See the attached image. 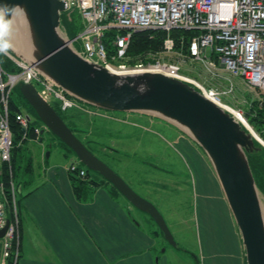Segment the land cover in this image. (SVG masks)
I'll return each mask as SVG.
<instances>
[{
	"label": "water",
	"instance_id": "95a60500",
	"mask_svg": "<svg viewBox=\"0 0 264 264\" xmlns=\"http://www.w3.org/2000/svg\"><path fill=\"white\" fill-rule=\"evenodd\" d=\"M65 9L64 0H0V44L86 104L108 111L156 116L192 138L213 166L237 226L246 264H264V205L247 156L264 149V143L252 133L254 130L192 83L160 72L121 75L84 58L70 42ZM12 32L20 41V51L8 44ZM17 86L45 128L67 145L82 165L98 173L133 206L148 214L163 238L176 245L157 207L95 156L33 84ZM7 224L0 229V238Z\"/></svg>",
	"mask_w": 264,
	"mask_h": 264
},
{
	"label": "crops",
	"instance_id": "0c3cea01",
	"mask_svg": "<svg viewBox=\"0 0 264 264\" xmlns=\"http://www.w3.org/2000/svg\"><path fill=\"white\" fill-rule=\"evenodd\" d=\"M17 97L27 106L22 97ZM49 102L51 105L57 103L55 99H50ZM64 112L66 124L105 163V159L100 158L93 147L105 136L119 141L129 139L134 133L142 135L143 132L140 131L147 130L146 125L151 117L136 112L117 114L110 111L121 117L112 121L108 118L100 119L90 111L76 108ZM33 125L39 127L36 122ZM48 132L46 142L51 150L46 152L48 146L43 143L40 133L37 139L31 137L27 140L31 143V147L27 146L30 152L27 153L23 148L19 161L16 178L19 194L17 264H176V252H172V256L167 254L166 241L152 218L133 206L99 174L95 173L92 178L100 182V186L91 190L87 199L82 200L76 196L67 170L68 165L63 164L61 159L71 157V151ZM181 139L185 137L178 134L173 140ZM184 146L195 165L196 173L205 168L216 183L211 165L198 157V153L192 148H188L186 144ZM115 152L110 149L108 154L103 155L120 165V160L113 156ZM35 155H38L41 165L38 160L35 161ZM25 161L26 166L23 167ZM141 163L138 168L123 166L121 169L131 175V179H136L134 174L141 175L140 173L145 172L144 164ZM139 184L144 187L142 182ZM176 185L177 183L167 188L165 183L159 184L152 188L158 190L153 192L154 196H159L160 191L174 190ZM222 203V221L215 220L205 205L198 224L199 233L207 242L206 249L204 250V246L200 249L202 264H246L240 235L230 208L224 200Z\"/></svg>",
	"mask_w": 264,
	"mask_h": 264
},
{
	"label": "built area",
	"instance_id": "2783aa9c",
	"mask_svg": "<svg viewBox=\"0 0 264 264\" xmlns=\"http://www.w3.org/2000/svg\"><path fill=\"white\" fill-rule=\"evenodd\" d=\"M65 16H80L82 28L70 42L80 41L82 55L107 68L114 67L108 62L103 36L107 29H126L124 35L115 39L117 57L123 58L132 31L142 29H182L197 31L190 39L187 52L179 51L177 56L188 55L191 60L203 63L212 70L221 65L231 75L244 80L250 88L259 90V103L264 102V0H64ZM69 18V17H68ZM166 50L173 51V40L164 41ZM0 47L1 44H0ZM2 55L10 58L15 70L5 71L0 63V165H9V186L0 179V229L7 227L0 238V264H17L19 256V218L17 211L16 185L12 179L11 149L13 146L9 101L12 91L19 83H32L45 100L55 99L62 110L78 108L90 111L89 107L76 101L62 88L41 76L30 65L16 59L5 49ZM215 55V58L211 56ZM146 66V68H141ZM115 67L124 68L118 64ZM132 68V67H131ZM134 69H155L170 77L194 84L217 104L221 92L206 90L197 81L181 73L179 61L157 60L153 64H137ZM230 86L227 92L231 91ZM223 92V91H222ZM225 105V104H222ZM227 106V105H226ZM230 107L228 106V109ZM230 112L244 118L240 110ZM14 120L23 128L22 138L28 139L26 129L29 119L22 112H15ZM34 138L40 128L34 127ZM68 172L80 177L86 170L76 163L68 165Z\"/></svg>",
	"mask_w": 264,
	"mask_h": 264
},
{
	"label": "rangeland",
	"instance_id": "374dc122",
	"mask_svg": "<svg viewBox=\"0 0 264 264\" xmlns=\"http://www.w3.org/2000/svg\"><path fill=\"white\" fill-rule=\"evenodd\" d=\"M68 17L69 20L66 21L67 29H75L76 24L73 19L74 16L71 15ZM78 32L77 29L72 38L76 37ZM74 46L80 50V41H74ZM158 55L160 59L166 61H179L182 66L180 70L181 73H184L189 78L197 81L206 90L213 89L221 92V103L229 106L233 110H240L244 114L245 119L251 100H257L259 106L262 105L259 103V90L248 87L242 78L231 75L219 64H216V68L212 70L214 72L212 74L210 73V69L203 63L191 60L188 55L180 54L177 56L176 52L166 50L165 46L164 51ZM115 66L116 65L114 64V68H119ZM141 68H146V66ZM123 69L131 70L134 68L125 66ZM230 86L232 87V90L227 92V89ZM12 98L19 105L21 112L29 116L31 123L34 124V122H36L39 125L40 130H43L41 137L43 138V143L48 146L46 152H49L51 146L46 142V136L49 134L48 129H46L43 123L38 120L30 107L28 105L26 106L23 101L17 97L15 92L12 94ZM90 112L94 113V111ZM113 112L117 114L121 113L118 111ZM94 114L100 119L108 118L112 121L121 118H119V115H117V117L113 113L104 110L95 111ZM77 120H75V122H77ZM76 125L81 127V125L77 123ZM84 128L86 129V127ZM146 128L147 130L140 131L143 132L142 135L134 133L127 140L122 139L117 141L109 136H105L99 141V144H97L96 147H93V149H95L100 158L105 159L104 161H106L108 165H111L112 169L118 173V175H120L133 190L143 198L152 202L161 212L170 232L172 233L174 241L176 242V245H172L164 239L166 241L167 254L170 256H172V252H176L177 254V256H174V262L176 264H202L200 249L201 246H204L205 250L207 242L206 238H202L199 233L198 224L202 218L201 215L204 206L207 205L208 212L210 210V214L214 216L215 220L222 221V211H224L223 200L228 205L221 187H218L220 185L218 178L204 150L192 138L184 134L176 126L156 116H151ZM253 130L257 133L254 128ZM178 134L183 135L185 139L178 141L173 140ZM184 144H186L188 148H192L194 152L198 153V157L206 160L211 165L215 174V176H213L216 183L212 179V174H210L205 168L198 170V173H196L195 165L190 155L187 154ZM27 146L31 147V143L26 141L23 144L24 149L27 150ZM110 149L116 151L113 156L120 160V165L115 164V162H112L111 159H108L103 155V153L108 154L107 152ZM29 152L30 151L27 150V153ZM70 154H72V152H70ZM34 158L35 161L38 160V163L40 164L38 155H35ZM70 158L76 159L74 154H72L71 157H61L64 162L63 164L68 165L71 160ZM140 162H142L141 164H144L145 172L140 173L142 176L134 174L133 177L136 179H131V175H127L121 169L123 166H135V168H138ZM24 166H26V161L24 162L23 167ZM89 173L91 177H93L96 172L90 171ZM140 182L143 183V188L140 186ZM164 183L167 188L172 187L175 183H177V185L174 190L160 191V195L155 197L153 192H157L158 190L152 188ZM261 191V200L264 205V189L261 188ZM155 226L157 228V225ZM159 231L160 230H158V232ZM176 248L178 250H176ZM171 260L173 261V259Z\"/></svg>",
	"mask_w": 264,
	"mask_h": 264
},
{
	"label": "trees",
	"instance_id": "16d2710c",
	"mask_svg": "<svg viewBox=\"0 0 264 264\" xmlns=\"http://www.w3.org/2000/svg\"><path fill=\"white\" fill-rule=\"evenodd\" d=\"M73 19H74V23L76 24V28L71 30L67 29L68 30L67 33L70 38H72L75 35L77 29L79 31L82 28L80 16L77 13L74 14ZM126 32H127L126 29H117V28H109L105 31L102 40L106 48V55L108 62L113 63L115 65L123 64L128 67H134L137 64H143V65L153 64L157 60H164V59H160L158 57L159 56L158 54L164 51L165 39L170 38L173 40L174 52L177 53L180 50H182L183 52H187V48L191 37L197 34V31L182 30V29H171L167 31L160 28H156V29L148 28L139 31H132L123 58H118L117 45H115V39L117 38V36L124 35ZM211 57L215 58V55H212ZM0 63H1V67L5 71H13L16 68L14 62L6 55H2ZM14 92L16 93L17 96L22 97L18 86L14 88L12 94ZM22 99L24 98L22 97ZM25 103L27 104V102ZM52 106L57 111V113L62 118L65 119V112L60 109L59 103L57 102ZM9 110L12 117L10 121V125L13 135V139H12L13 146L11 149L12 179L16 185L15 187H17L16 188L17 190L18 189V185H17L18 181H16L17 171L19 169V161L22 158V152H23L22 147L23 144L27 141V139L22 138L24 130L19 125V123H17L14 120L15 112L17 111L20 112L21 109L19 105L12 98V95L9 101ZM246 119L248 123L257 131L260 137L264 140V102L262 103L261 106H259L257 100H251L249 110L246 114ZM33 128H34L33 125L29 123V126L26 129L27 134L31 137H34ZM247 156L257 187L260 190V192H262L261 188L264 189V149H262L260 152L248 153ZM90 171L91 170H89L86 167V175L84 177H80L76 173L69 172L74 193L79 199L82 200L87 199L90 191L100 186V182L93 179L92 177L90 178V173H89ZM0 179L4 181L6 187L9 186V181H10L9 165L6 163H2L0 165ZM102 179L107 181L103 177ZM16 198H17V207H18V199H19L18 191H16Z\"/></svg>",
	"mask_w": 264,
	"mask_h": 264
},
{
	"label": "bare ground",
	"instance_id": "6f19581e",
	"mask_svg": "<svg viewBox=\"0 0 264 264\" xmlns=\"http://www.w3.org/2000/svg\"><path fill=\"white\" fill-rule=\"evenodd\" d=\"M8 44L12 47V48H14V50H16V51H20V48H19V46L21 45L20 44V41L18 40V37L15 35V34H13V32H12V34L10 33L9 34V37H8ZM111 72H114V73H118V74H127V73H136V72H141V71H151V72H156V70L153 68V69H131V70H127V69H123V68H114V67H111L110 69H109ZM71 96V95H70ZM73 97V96H72ZM73 98H75V97H73ZM75 100L77 101L78 99H76L75 98ZM220 106H222L223 108H226V109H228V106H226V105H222V104H220ZM229 111H230V108L228 109ZM235 117L238 119V120H240L241 122H242V124L245 126V127H251L250 125H249V123L245 120V119H241L240 117H238V116H236L235 115ZM252 133L254 134V131H252ZM255 135V134H254ZM256 136V135H255ZM256 137H258V135L256 136ZM259 138V137H258ZM263 143H264V141L262 140V139H260Z\"/></svg>",
	"mask_w": 264,
	"mask_h": 264
},
{
	"label": "clouds",
	"instance_id": "9594fccd",
	"mask_svg": "<svg viewBox=\"0 0 264 264\" xmlns=\"http://www.w3.org/2000/svg\"><path fill=\"white\" fill-rule=\"evenodd\" d=\"M4 50V48L3 47H0V51H3Z\"/></svg>",
	"mask_w": 264,
	"mask_h": 264
}]
</instances>
